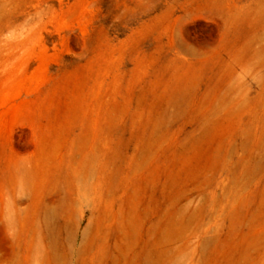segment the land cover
Returning a JSON list of instances; mask_svg holds the SVG:
<instances>
[{"label": "rangeland", "instance_id": "374dc122", "mask_svg": "<svg viewBox=\"0 0 264 264\" xmlns=\"http://www.w3.org/2000/svg\"><path fill=\"white\" fill-rule=\"evenodd\" d=\"M0 264H264V0H0Z\"/></svg>", "mask_w": 264, "mask_h": 264}]
</instances>
